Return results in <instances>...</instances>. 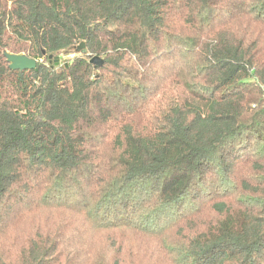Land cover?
I'll return each mask as SVG.
<instances>
[{"label":"trees","instance_id":"trees-1","mask_svg":"<svg viewBox=\"0 0 264 264\" xmlns=\"http://www.w3.org/2000/svg\"><path fill=\"white\" fill-rule=\"evenodd\" d=\"M263 93L264 0H0V264H264Z\"/></svg>","mask_w":264,"mask_h":264},{"label":"water","instance_id":"water-1","mask_svg":"<svg viewBox=\"0 0 264 264\" xmlns=\"http://www.w3.org/2000/svg\"><path fill=\"white\" fill-rule=\"evenodd\" d=\"M72 51L75 53H85V44L82 42L79 45L72 48ZM44 54V53H43ZM3 57L5 58L6 63L8 64L7 68L10 71H31L36 68L37 62L33 59L27 58L23 54H11L8 52L3 53ZM49 59H52L51 56H49ZM59 58H55V62H57ZM89 63L95 67L100 68L103 65V60L98 56H93Z\"/></svg>","mask_w":264,"mask_h":264},{"label":"rangeland","instance_id":"rangeland-1","mask_svg":"<svg viewBox=\"0 0 264 264\" xmlns=\"http://www.w3.org/2000/svg\"><path fill=\"white\" fill-rule=\"evenodd\" d=\"M79 53H75L74 51L72 52V54L70 55V56H68V57H63L62 59H61V61H64V59H66V58H73L74 56H76V55H78ZM172 63L173 64H176V63H178V61H172ZM264 94V93H263ZM256 96V98H257V103L255 104L256 105V108L257 109H260V108H262V107H264V95H260V94H257V95H255ZM243 173H244V170H240L239 171V173H238V175H237V177L239 178V176H241V175H243ZM240 180V179H239ZM215 188H217L215 191H221L222 189H224V187H225V184H222V183H220V182H217L216 184H215V186H214ZM230 188H232V184H231V186H229V189ZM228 191V190H227ZM240 199V198H239ZM50 216H51V222H53L54 221V219H56V218H58V215H56V214H54V213H51L50 214ZM128 238L131 240V241H133V242H135V240L132 238V236L131 235H129L128 234ZM146 245V243H144L143 244V246H145ZM104 248V247H103ZM102 249V248H101ZM98 250H100V249H98ZM98 250H96V251H98ZM112 253H113V250H111V251H108V254H107V258L109 259V257L110 256H112ZM125 264H129L128 263V261H126V263Z\"/></svg>","mask_w":264,"mask_h":264}]
</instances>
